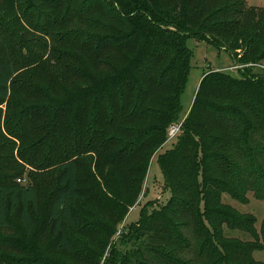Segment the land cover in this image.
Wrapping results in <instances>:
<instances>
[{"label":"trees","instance_id":"trees-1","mask_svg":"<svg viewBox=\"0 0 264 264\" xmlns=\"http://www.w3.org/2000/svg\"><path fill=\"white\" fill-rule=\"evenodd\" d=\"M0 17L15 30L8 51L18 53L14 61L0 51V100L15 98L3 127L21 142V162L56 174L43 211L46 241L36 233L40 183L16 181L11 154L0 155V264H100L113 232L96 218L109 220L131 202L127 194L140 188L178 123L175 143L156 155L169 199L142 208L124 237L131 245L110 244L102 264H263L252 254L264 247V219L257 230L253 214L222 196L247 204L250 192L264 200V67L246 65L238 77L203 73L183 117L180 95L188 37L232 58L243 48L241 56L257 53L264 63V7L245 0H0ZM18 64L23 73H15ZM87 156L103 181L88 196L80 184ZM82 201L96 214L79 211Z\"/></svg>","mask_w":264,"mask_h":264},{"label":"rangeland","instance_id":"rangeland-1","mask_svg":"<svg viewBox=\"0 0 264 264\" xmlns=\"http://www.w3.org/2000/svg\"><path fill=\"white\" fill-rule=\"evenodd\" d=\"M12 1V0H10ZM17 2L18 0H13ZM246 4L248 6H255V7H264V0H245ZM0 51L3 52L2 54L10 56L12 60L18 59V53L13 49L8 51L7 43L12 42V40L9 38V33L14 32L15 30L11 27L10 23L6 20H3L0 17ZM18 35V32H17ZM186 45L191 51L190 56V68L187 74L185 87L183 89V92L180 95V103H181V111H180V117H183L184 114L188 111L190 108V105L193 100L194 93L198 87V82L200 80V77L203 73L209 71V70H218L223 72H228L234 76L238 75V70L241 71L243 67L246 65H255L253 71H260L262 69V66L264 67V63L261 60H257L258 54L255 53L251 56H241L243 53V48L241 50H238L236 56L233 58L230 56V54L224 50L219 49L215 47L212 44L206 43L204 41H197L193 37H188L186 39ZM250 57V59H248ZM25 55H22V59L24 60ZM248 60V61H247ZM242 61V62H241ZM254 61V62H252ZM21 64H18L16 66V74H20L21 72L25 71L26 67H24ZM15 98L13 96H10L6 100H0V145L2 142L5 141L6 148L3 152L0 151V155L4 154L6 155V152L8 154H11V159L14 162V164L17 166V170H19V173L17 174L16 181H20L26 183L29 181H36L37 183H40V213L37 217V232L40 233V236H43L44 240H48L51 235L49 234V230L46 229V224L43 221V214L44 209L46 208V202L48 199V196L52 189L55 187V179L56 174L53 172L51 168L47 169H40L37 170L34 168V166H29L19 159L18 153L21 149V142L17 140L14 137H9L7 135V132L5 131L3 124L6 119V113L7 111H12L14 109L13 107V100ZM16 104V103H15ZM17 105V104H16ZM22 105H17V108H15L16 113L20 114V108ZM180 122L183 120L180 118ZM14 122L17 120L13 118ZM43 133V132H42ZM175 139H167L161 149L155 154L149 163L146 176L144 180H142L140 184V188L137 189L138 184L133 186V192L130 194H127V199L131 200V202L122 210H118L110 215L109 220L105 218V215H103V218H96L100 220L99 223H103L106 228L113 234H111L109 238V242L112 244V247H117L118 249L124 250V248H128L131 244H125L126 240L124 239L125 236H127L129 232V227H133L135 223L138 221L140 217V212L142 208L144 210L150 211L155 208H159L161 205L167 202V200L170 197V190L164 186L163 177L161 174V170L158 166V163L156 161V155L163 152L166 148H169L172 144L175 143ZM47 141L40 142L38 147L46 145ZM26 152V149L22 150ZM31 154V153H29ZM37 157H35L36 159ZM1 159V157H0ZM82 163L85 168V172L81 174L80 184L83 187V190L85 194L88 196L90 193H92V188L98 186H102L103 188V181L100 176L96 174L94 169L92 168V165L90 163L91 158L86 157L82 159ZM81 169V168H80ZM106 169V166L104 170ZM9 172V171H7ZM0 173H6L4 170ZM100 188V187H99ZM136 189L139 190L138 194H136ZM248 203L242 204L239 203L227 195L222 196L223 202L232 205L236 209H238L240 212L245 213H251L254 215L256 219L255 226L257 230L260 229V226L262 224V221L264 219V200L263 199H256L252 193H248ZM129 197V198H128ZM121 203H124V200L121 201ZM96 208L94 207H86L85 201H82L79 203L78 210L84 211L85 215H95L96 214ZM133 230V228H131ZM225 233L228 236H234L239 237L242 239H250L251 237L248 234L242 233L240 231H228L226 230ZM73 236H75V233H71ZM131 235V234H130ZM106 248L105 254L102 257L106 256L107 252L110 251L112 247ZM253 258L256 261L262 262L264 264V247L260 250H255L252 254ZM102 260L100 264H102Z\"/></svg>","mask_w":264,"mask_h":264},{"label":"built area","instance_id":"built-area-1","mask_svg":"<svg viewBox=\"0 0 264 264\" xmlns=\"http://www.w3.org/2000/svg\"><path fill=\"white\" fill-rule=\"evenodd\" d=\"M180 126H181L180 123L171 125V126L169 127V129H168V133H167L168 138H167V139L175 138L176 135H177V134L179 133V131H180Z\"/></svg>","mask_w":264,"mask_h":264}]
</instances>
